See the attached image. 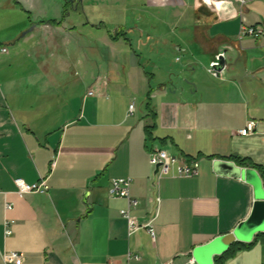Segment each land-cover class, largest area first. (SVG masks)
I'll return each mask as SVG.
<instances>
[{
	"label": "crops",
	"instance_id": "1",
	"mask_svg": "<svg viewBox=\"0 0 264 264\" xmlns=\"http://www.w3.org/2000/svg\"><path fill=\"white\" fill-rule=\"evenodd\" d=\"M242 26L264 27V0H0V264H264V232L220 263L205 253L257 200L216 163L255 170L264 190V37L240 39ZM155 150L200 175L157 177ZM127 178L135 233L109 194ZM19 179L49 191L21 197Z\"/></svg>",
	"mask_w": 264,
	"mask_h": 264
},
{
	"label": "built area",
	"instance_id": "2",
	"mask_svg": "<svg viewBox=\"0 0 264 264\" xmlns=\"http://www.w3.org/2000/svg\"><path fill=\"white\" fill-rule=\"evenodd\" d=\"M239 2L245 6L247 0H239ZM245 37H253L256 39H260L264 37V27L263 26H256V27H246L242 26L239 34V38ZM3 53H7L8 50L6 48L1 49ZM220 59L217 63L211 66L209 69V74L216 78L220 79L222 77V73L217 70L219 66ZM90 96L94 94L91 92L89 93ZM135 106H130V115H133ZM257 123L250 122L248 127L245 130H242L240 134L242 136H250L253 134L254 130L256 129ZM150 163L152 167L157 170L159 169L158 176L159 178L164 176H169L174 174L178 178H194L200 175V163L197 160H192L188 162L182 158L177 156H173L169 154L167 151L159 150L153 151L150 155ZM15 184L18 189L19 196L23 197L28 194L33 193H40V194H47L49 191V186L46 179H42L39 184L29 185L24 180H16ZM133 184V180L131 178L127 179H115L112 181L109 194L112 197L117 198H124L128 201L129 206L127 209L121 211L122 217L127 221L130 233H135L139 231L142 227L138 224L137 220L133 217L132 212L137 207H139V202L131 198V187ZM5 210L10 212L13 210V205L6 203ZM14 221L6 220L4 223V234L6 238L12 236L13 231L12 227L14 225ZM149 233L151 234L152 238L155 239V232L153 227L150 225ZM3 260L5 264H20L22 261V255L16 252H6L3 254ZM191 264L193 262H190Z\"/></svg>",
	"mask_w": 264,
	"mask_h": 264
},
{
	"label": "water",
	"instance_id": "3",
	"mask_svg": "<svg viewBox=\"0 0 264 264\" xmlns=\"http://www.w3.org/2000/svg\"><path fill=\"white\" fill-rule=\"evenodd\" d=\"M34 27L24 34L26 36L28 33L32 32ZM225 68V60L224 57L220 58L219 66L217 70L222 72ZM216 170L223 175H235L239 174L244 180H246L249 184L254 186L256 189L257 200L254 204L253 212L250 218L242 223L233 234L219 238L206 249V254H223L227 252L230 246L236 242H251L254 237L260 233L264 232V190L262 188V182L260 177L258 176L255 170H240L236 169L234 165L228 163H216ZM159 169L156 170V175L158 174Z\"/></svg>",
	"mask_w": 264,
	"mask_h": 264
},
{
	"label": "trees",
	"instance_id": "4",
	"mask_svg": "<svg viewBox=\"0 0 264 264\" xmlns=\"http://www.w3.org/2000/svg\"><path fill=\"white\" fill-rule=\"evenodd\" d=\"M68 4H66L65 8H64V15H63V20L64 21L68 14H69V10L67 8ZM52 24H61V22H56V21H52L51 22ZM151 104H150V101L148 102V108H150ZM231 159H234L236 160L241 166H250V163H248L247 161L245 160H241V159H238V158H231ZM262 174H263V177H264V170L262 168H260ZM242 244L241 243H236L233 245L232 248H230L227 252H225V254H223V256L217 260L218 263H220L221 261H223L224 259L232 256L237 250H240L242 248Z\"/></svg>",
	"mask_w": 264,
	"mask_h": 264
},
{
	"label": "rangeland",
	"instance_id": "5",
	"mask_svg": "<svg viewBox=\"0 0 264 264\" xmlns=\"http://www.w3.org/2000/svg\"><path fill=\"white\" fill-rule=\"evenodd\" d=\"M132 39V38H131ZM135 39V38H134ZM133 48H134V50H136V51H138L137 50V45H136V43L134 42V44H133ZM137 53H139V52H137ZM180 56H183L182 54H178V57H180ZM167 59H169V64L170 65H172L173 66V68H174V70H176V71H179V69L184 65L183 63L181 64V63H179V61H180V59H178L177 60V62H173L172 60H171V57L170 58H167ZM143 66H145L146 67V69H147V71L148 72H152L153 70V64H152V66H149V65H147V62L146 61H144L143 62ZM156 85V84H155ZM153 86H154V84H153Z\"/></svg>",
	"mask_w": 264,
	"mask_h": 264
}]
</instances>
